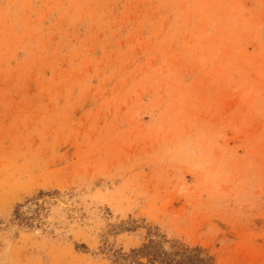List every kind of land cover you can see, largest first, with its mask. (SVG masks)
Listing matches in <instances>:
<instances>
[{
    "label": "rangeland",
    "instance_id": "374dc122",
    "mask_svg": "<svg viewBox=\"0 0 264 264\" xmlns=\"http://www.w3.org/2000/svg\"><path fill=\"white\" fill-rule=\"evenodd\" d=\"M150 241L264 264V0H0V264Z\"/></svg>",
    "mask_w": 264,
    "mask_h": 264
},
{
    "label": "trees",
    "instance_id": "16d2710c",
    "mask_svg": "<svg viewBox=\"0 0 264 264\" xmlns=\"http://www.w3.org/2000/svg\"><path fill=\"white\" fill-rule=\"evenodd\" d=\"M135 256L147 257L149 264H215L213 259L205 255L200 248L173 246L169 250L163 248L160 243L150 241L142 248L134 249L127 257H131L130 262L134 261L141 263V261L134 259Z\"/></svg>",
    "mask_w": 264,
    "mask_h": 264
}]
</instances>
